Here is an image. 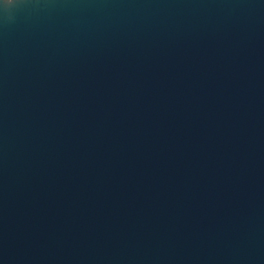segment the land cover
<instances>
[{"label":"water","instance_id":"water-1","mask_svg":"<svg viewBox=\"0 0 264 264\" xmlns=\"http://www.w3.org/2000/svg\"><path fill=\"white\" fill-rule=\"evenodd\" d=\"M0 264H264V0H0Z\"/></svg>","mask_w":264,"mask_h":264}]
</instances>
